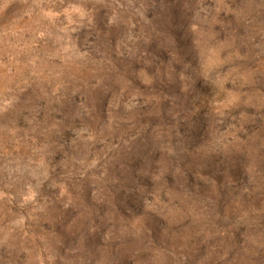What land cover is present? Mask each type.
<instances>
[{"label":"rangeland","instance_id":"374dc122","mask_svg":"<svg viewBox=\"0 0 264 264\" xmlns=\"http://www.w3.org/2000/svg\"><path fill=\"white\" fill-rule=\"evenodd\" d=\"M0 264H264V0H0Z\"/></svg>","mask_w":264,"mask_h":264},{"label":"trees","instance_id":"16d2710c","mask_svg":"<svg viewBox=\"0 0 264 264\" xmlns=\"http://www.w3.org/2000/svg\"><path fill=\"white\" fill-rule=\"evenodd\" d=\"M212 162L211 161H209L208 162V164H211ZM210 166V165H209ZM211 166H214V164L212 163L211 164ZM232 166V165H231ZM210 170H214V168L215 167H208ZM218 170H222V167L221 168H218ZM240 171V170H239ZM185 173H184V175H185V177H187V183H189V182H191V184H192V180H193V175H194V173H192V172H189V171H184ZM219 175V174H218ZM215 179H216V181H217V184H218V186H219V183H220V179H219V177H215ZM195 183H196V186H195V188H196V192L197 193H202L203 192V190L204 191H208L209 190V188L208 187H204L203 188V184H202V182L201 181H198V180H196L195 181ZM203 188V189H202ZM226 190V188H222L221 187V189H220V191H225ZM192 192V191H191ZM193 193V192H192Z\"/></svg>","mask_w":264,"mask_h":264},{"label":"clouds","instance_id":"9594fccd","mask_svg":"<svg viewBox=\"0 0 264 264\" xmlns=\"http://www.w3.org/2000/svg\"><path fill=\"white\" fill-rule=\"evenodd\" d=\"M208 135H209V129L207 127H205L201 133L200 142L196 143L194 146H192L189 149V155H191L193 157H195L197 155V149L208 138Z\"/></svg>","mask_w":264,"mask_h":264}]
</instances>
